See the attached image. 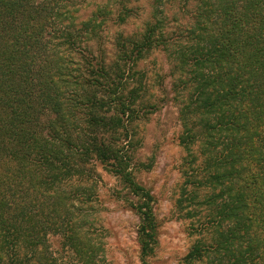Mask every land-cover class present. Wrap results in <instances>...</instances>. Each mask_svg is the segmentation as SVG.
Here are the masks:
<instances>
[{"label":"trees","instance_id":"1","mask_svg":"<svg viewBox=\"0 0 264 264\" xmlns=\"http://www.w3.org/2000/svg\"><path fill=\"white\" fill-rule=\"evenodd\" d=\"M167 1L153 0L155 16ZM195 1L182 39L168 43L155 17L119 32L108 57L99 41L111 4L79 20L87 0H0V264H60L50 236L80 264L103 261L84 210L91 159L139 196V257L150 264L153 198L129 147L155 107L140 64L168 45L183 97L178 204L197 236L180 264H264V0ZM117 2L123 25L131 10Z\"/></svg>","mask_w":264,"mask_h":264},{"label":"rangeland","instance_id":"2","mask_svg":"<svg viewBox=\"0 0 264 264\" xmlns=\"http://www.w3.org/2000/svg\"><path fill=\"white\" fill-rule=\"evenodd\" d=\"M117 1L87 0L78 13L79 20L87 19L97 5L106 3L111 4L114 20L119 10ZM125 5L131 10L126 23L118 25L110 20L101 31L99 42L108 57L119 32L125 35L140 32L155 17L162 21L168 43L182 39L179 35L191 24L196 1L169 0L160 7L162 13L157 16L153 14V0H126ZM93 47L98 53L95 44ZM171 52L170 45L166 50H155L140 64L148 83V101L155 107L145 119L135 124L136 134L129 147L135 165L133 176L153 198L158 243L148 259L150 264H180L197 237L191 234L190 220L183 216L187 203L178 204L184 188L182 170L186 152L179 144V100L183 97L173 87L176 75H173ZM85 175L91 198L84 204V210L103 252V261L99 264H142L137 244L140 218L134 209L140 203L139 196L97 160H90ZM49 246L58 263L80 264L63 248L59 237L50 236Z\"/></svg>","mask_w":264,"mask_h":264}]
</instances>
